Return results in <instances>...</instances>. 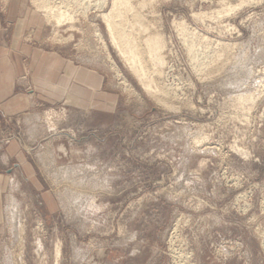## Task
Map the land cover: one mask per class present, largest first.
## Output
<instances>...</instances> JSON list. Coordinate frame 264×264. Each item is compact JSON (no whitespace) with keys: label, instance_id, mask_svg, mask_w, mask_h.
<instances>
[{"label":"rangeland","instance_id":"1","mask_svg":"<svg viewBox=\"0 0 264 264\" xmlns=\"http://www.w3.org/2000/svg\"><path fill=\"white\" fill-rule=\"evenodd\" d=\"M14 3L38 58L0 118V264H264V0H148V90L96 11Z\"/></svg>","mask_w":264,"mask_h":264},{"label":"bare ground","instance_id":"2","mask_svg":"<svg viewBox=\"0 0 264 264\" xmlns=\"http://www.w3.org/2000/svg\"><path fill=\"white\" fill-rule=\"evenodd\" d=\"M57 1H58L57 4L52 5L51 3L52 0H36L37 4H42L41 8L44 9V12L48 13V14L46 13L47 14L46 19L48 18L47 22L51 24L53 28L59 29L64 25H70V29L75 28L74 25L75 23H77L78 20L75 19V15H76L74 11L75 9L76 10L79 9V11L81 10V12L79 13H81L82 16H85L87 13H89L92 10L96 11L98 13V17L101 19L105 27V31L108 35V40L110 44L114 47V49L117 50L119 56L132 69V71L138 72L139 78L141 80L144 79L143 86L147 90L150 89L152 86V82L150 80L149 81L146 80V70L148 69V67H150L153 70V72H155L154 79L161 76L160 75L162 72L161 68L163 67L164 64L163 61L164 57L161 56V52L163 50L162 41L160 40V36L157 32L156 33L150 32L151 30L149 27L150 24L148 25V21H147L148 19H146V16L142 13V10L148 7L147 4L148 0H57ZM71 5H73L75 8L73 9V12H69L68 7H71ZM93 29H95L93 30L94 37L99 41V43L105 45L104 42L105 39L101 34L100 30L95 27ZM230 55L231 54H228L226 56L229 57ZM228 57L225 61H228L229 59ZM229 62H232L231 58ZM233 62L235 64L236 61ZM237 67L235 68L237 69ZM159 93L163 97L168 96V94L162 90L159 91ZM50 116H51L50 114L47 116L46 118L47 122H45L48 125H50L49 128L53 126ZM58 150L65 152L63 146H59ZM10 209L11 210L9 211L11 215L9 216L11 217L9 218V222L11 225L17 221H15V216H14L15 210L13 211L12 208ZM21 229L23 228H20L19 230ZM54 254H55L54 256L55 261L57 262L60 256V247L56 248Z\"/></svg>","mask_w":264,"mask_h":264},{"label":"crops","instance_id":"3","mask_svg":"<svg viewBox=\"0 0 264 264\" xmlns=\"http://www.w3.org/2000/svg\"><path fill=\"white\" fill-rule=\"evenodd\" d=\"M25 9L15 3L0 6V118L22 113L28 104L26 94L17 86H24L26 63L33 65L38 51L27 44V37L35 33L34 29L27 32L29 18Z\"/></svg>","mask_w":264,"mask_h":264}]
</instances>
